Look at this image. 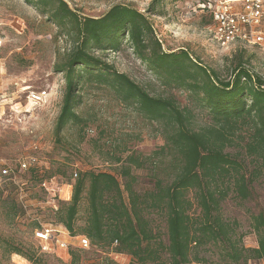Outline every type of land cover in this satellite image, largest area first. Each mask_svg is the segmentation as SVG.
Masks as SVG:
<instances>
[{"label": "trees", "instance_id": "obj_1", "mask_svg": "<svg viewBox=\"0 0 264 264\" xmlns=\"http://www.w3.org/2000/svg\"><path fill=\"white\" fill-rule=\"evenodd\" d=\"M25 2L72 43L65 61L56 68L65 82L55 126L57 142L72 127L79 128L80 143L85 141L90 119L78 107L87 85L111 91L120 103L158 124L165 142L151 156L130 149L121 138L109 140L107 148L97 146L112 172L77 173L71 200L59 201L58 208L50 211L56 219L52 224L64 227L73 238L86 237L90 248L127 255L133 264L264 263V211L252 217L256 248H246L238 224L222 214L232 195L246 202L254 185L264 179V77L243 59L231 69L230 78H223L187 50H165L153 18L131 6L115 5L104 16L93 18L81 16L66 0ZM164 4L157 1L152 13ZM161 14L168 17L164 7ZM125 43L166 87L186 93L194 107H182L174 96L152 95L104 58L119 53ZM195 110L207 116L205 126L196 127ZM145 169H152L154 188L141 194L135 189V172ZM25 173L30 179L20 185L22 189L28 183L44 186L56 175H66L63 167L54 174L38 166ZM8 180L18 187L17 180ZM84 201L86 218L79 227ZM7 213L17 219L25 212L13 202ZM155 214L165 220L167 242L155 227ZM41 224L34 220V232ZM7 247L9 255H20L33 264L38 260L32 249L12 243ZM213 248L220 252L221 263L206 256ZM83 251L70 248L71 264H81ZM101 264L117 263L105 258Z\"/></svg>", "mask_w": 264, "mask_h": 264}, {"label": "rangeland", "instance_id": "obj_2", "mask_svg": "<svg viewBox=\"0 0 264 264\" xmlns=\"http://www.w3.org/2000/svg\"><path fill=\"white\" fill-rule=\"evenodd\" d=\"M73 10L83 17L100 18L115 5H127L153 18L154 30L163 42L165 50L177 52L187 50L195 59L221 73L223 78L231 77V69L243 59L247 67L264 77V50L257 46L237 42L222 47L214 39V22L205 5L211 0H66ZM164 1L168 17L161 14L163 7L152 13L153 5ZM264 28V25H263ZM0 161L16 172L19 183H27L29 174L20 171L22 160L36 158L39 168L53 174L63 167L66 175H56L44 186L29 185L21 188L0 177V264H33L16 254L9 255L7 244L12 243L32 249L36 253L35 264H71V246L81 249L79 237L71 238L60 227L56 237L68 242L66 249L53 241L51 250L43 251L34 234V220L49 224L56 219L51 210L58 208L59 201L69 202L75 182L74 174L81 172H112L101 159L97 146L107 148L109 140H125L127 146L144 156L159 151L164 140L156 123L145 120L133 108L120 103L111 91L96 86H86L78 112L90 119L86 139L80 143L79 128H68L58 143L55 126L61 111L64 96V76L56 71L58 64L65 61L72 49L71 41L62 36L57 26L48 18L28 5L25 0H0ZM104 58L115 65L121 73L129 75L152 95L174 96L182 107H194L188 95L166 87L124 44L119 53H108ZM47 93L41 104L29 101L32 92ZM196 111V127L205 126L209 120L201 111ZM106 132L105 137L101 132ZM116 143V142H115ZM235 153V150H230ZM138 193L154 188L152 169L136 171ZM43 176V174H42ZM46 177V176H45ZM44 177V178H45ZM70 195V196H69ZM69 198V199H68ZM128 201V197L126 196ZM13 202L20 203L24 214L11 218L8 209ZM84 201L79 227L84 226ZM264 211V179L253 187L252 197L242 202L233 195L223 204L222 214L239 226L246 248H256L258 239L252 229V217ZM155 227L167 242L166 223L162 216H152ZM66 234V235H63ZM83 250V249H82ZM81 264H101L110 258L117 264H133L127 255L107 254L102 249H84ZM205 254V253H204ZM215 263H221L217 248L206 254ZM249 264H264L253 261Z\"/></svg>", "mask_w": 264, "mask_h": 264}, {"label": "built area", "instance_id": "obj_3", "mask_svg": "<svg viewBox=\"0 0 264 264\" xmlns=\"http://www.w3.org/2000/svg\"><path fill=\"white\" fill-rule=\"evenodd\" d=\"M209 10L214 22V39L222 47H228L237 42L245 45L257 46L264 50V0H211L209 4L204 6ZM3 47V40L0 38V48ZM47 93L32 92L29 95V101L35 105L41 104L46 98ZM36 158L22 160L19 169L22 172L28 171L31 167L39 166ZM0 176L16 181V172L5 162L0 161ZM78 174H74L77 179ZM62 226L52 223L41 224V228L37 229L34 234L36 240L42 245L43 251L51 250L49 244L53 241L68 248V242L56 237ZM64 228V227H63ZM64 230H66L64 228ZM67 231V230H66ZM68 232V231H67ZM63 235H66L63 233ZM68 236L69 233H67ZM72 238V237H71ZM79 241L83 243L81 249H89L90 241L86 237H79ZM76 247V246H71Z\"/></svg>", "mask_w": 264, "mask_h": 264}, {"label": "crops", "instance_id": "obj_4", "mask_svg": "<svg viewBox=\"0 0 264 264\" xmlns=\"http://www.w3.org/2000/svg\"><path fill=\"white\" fill-rule=\"evenodd\" d=\"M69 199V198H68Z\"/></svg>", "mask_w": 264, "mask_h": 264}]
</instances>
